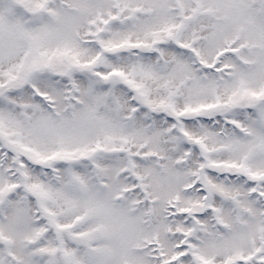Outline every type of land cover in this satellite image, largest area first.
<instances>
[{
    "label": "snow or ice",
    "instance_id": "snow-or-ice-1",
    "mask_svg": "<svg viewBox=\"0 0 264 264\" xmlns=\"http://www.w3.org/2000/svg\"><path fill=\"white\" fill-rule=\"evenodd\" d=\"M0 264H264V0H0Z\"/></svg>",
    "mask_w": 264,
    "mask_h": 264
}]
</instances>
